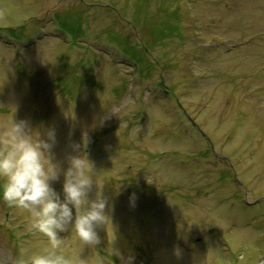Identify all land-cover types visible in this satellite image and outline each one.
Returning <instances> with one entry per match:
<instances>
[{"label": "rangeland", "instance_id": "374dc122", "mask_svg": "<svg viewBox=\"0 0 264 264\" xmlns=\"http://www.w3.org/2000/svg\"><path fill=\"white\" fill-rule=\"evenodd\" d=\"M13 117L109 198L98 245L60 233L73 264H264V0H0ZM31 219L0 198V264L48 246Z\"/></svg>", "mask_w": 264, "mask_h": 264}, {"label": "clouds", "instance_id": "9594fccd", "mask_svg": "<svg viewBox=\"0 0 264 264\" xmlns=\"http://www.w3.org/2000/svg\"><path fill=\"white\" fill-rule=\"evenodd\" d=\"M29 121L14 117L0 131V198L9 206L26 210L32 227L47 238L48 246L27 261L17 255L13 264H73L61 251V232L74 229L81 241L98 245V228L107 221L109 198L97 190L94 165L88 155L73 144L68 166L52 164L56 130L48 128L37 136ZM63 175L62 190L54 181ZM136 194L130 195L135 203ZM128 264H131L129 258Z\"/></svg>", "mask_w": 264, "mask_h": 264}]
</instances>
